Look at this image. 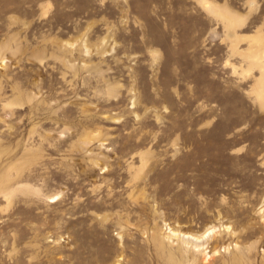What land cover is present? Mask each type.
<instances>
[{
  "label": "rangeland",
  "instance_id": "obj_1",
  "mask_svg": "<svg viewBox=\"0 0 264 264\" xmlns=\"http://www.w3.org/2000/svg\"><path fill=\"white\" fill-rule=\"evenodd\" d=\"M259 81L264 0H0V264H264Z\"/></svg>",
  "mask_w": 264,
  "mask_h": 264
},
{
  "label": "bare ground",
  "instance_id": "obj_2",
  "mask_svg": "<svg viewBox=\"0 0 264 264\" xmlns=\"http://www.w3.org/2000/svg\"><path fill=\"white\" fill-rule=\"evenodd\" d=\"M262 55H261V52H257L256 54H255V56H254V59L255 60H257V62L258 63H261V64H263V61H262ZM258 85H259V89H258V92H259V95H263L264 94V84H263V82L262 81H259V83H258ZM206 234V233H205ZM205 234L202 236V238L205 236ZM172 235H174V236H179V234H177V233H175V232H172ZM205 237H207V236H205ZM193 238H195V237H193ZM201 239V237H199V238H195V240H197V241H199ZM157 240V239H156ZM161 240V239H160ZM188 239H183L182 241H183V243L185 244V245H188V244H190V241L188 242L187 241ZM157 242V241H156ZM163 243V242H162ZM159 244V243H158ZM162 247H163V245H162ZM202 247V245H199V244H195L194 245V248L195 249H198V250H200V248Z\"/></svg>",
  "mask_w": 264,
  "mask_h": 264
}]
</instances>
